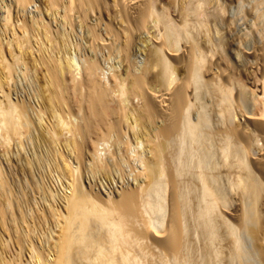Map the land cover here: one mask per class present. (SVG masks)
Returning a JSON list of instances; mask_svg holds the SVG:
<instances>
[{"label": "bare ground", "instance_id": "obj_1", "mask_svg": "<svg viewBox=\"0 0 264 264\" xmlns=\"http://www.w3.org/2000/svg\"><path fill=\"white\" fill-rule=\"evenodd\" d=\"M0 25V138L22 179L52 152L90 182L128 166L114 188L69 173L33 264H264V0H0Z\"/></svg>", "mask_w": 264, "mask_h": 264}, {"label": "rangeland", "instance_id": "obj_2", "mask_svg": "<svg viewBox=\"0 0 264 264\" xmlns=\"http://www.w3.org/2000/svg\"><path fill=\"white\" fill-rule=\"evenodd\" d=\"M44 7V6H43ZM46 8L44 7V10H45ZM3 23V22H2ZM1 23V24H2ZM0 28H2V26L0 25ZM5 47H6V51H7V49H8V46H6L5 45ZM8 52V51H7ZM6 52V53H7ZM8 54V53H7ZM2 70V68H1V65H0V71ZM1 139L2 138H0V141H1ZM3 143V144H2ZM8 145H10V143L9 142H5L4 143V140L2 139V141L0 142V160H1V162H2V165H1V162H0V165H1V167H0V169L2 168V173H3V175L5 176V174H6V176L8 175V177H6V179L7 178H9V179H7L8 181H6L7 182V185H8V187L9 188H6V193L4 194V196L1 198V201L4 203V204H6L5 206H6V214H3V218L4 219H2V215H1V212H0V254H1V257H3V258H5L6 260H8L9 262H11L12 264H16V262L18 263V264H23V263H25V264H29V261H32L33 260V262H31L32 264L33 263H35L36 261H34V259L36 260V258H32V257H30V253H29V251H31V250H29V249H31V247H33L34 245H36V246H34V247H36L37 248V244H38V248L37 249H41V250H43L44 252V255H46L47 254V252L46 251H48V247L50 248L49 250L52 252V251H54L55 250V247H56V245H57V242L56 241H58L59 240V238H60V234L62 233L61 231H62V224H63V219L62 218H60L61 216L63 217V215H64V213H65V209H64V206H63V204H64V202L62 201V198H63V200H64V195L66 194V192L68 193L69 192V190H71L70 189V187L71 186H69V185H71V181H73L75 178H78V179H82L83 180V182L87 185V188H89V190H91L90 189V186L87 184L88 182L91 184V188H93L94 190H96L97 188H103V186L104 185H106L107 183L112 187V188H114L112 185V182L111 181H113V178L114 177H117L118 175H120L121 173H123L124 171H125V173H123L122 175L124 176V177H126L127 176V174H126V172L128 173V166L125 164V165H123V166H121L122 164H119V165H117V166H113L114 168L116 167V172H118V171H120L121 170V172H120V174L118 173V175H117V173L116 172H113V171H111V173H109V171L107 172V171H104V172H98V174H96V178L93 180V181H91L90 182V179L91 178H89L90 176H89V170L84 166L83 167V165L84 164H82L81 166H82V168L80 169V171H81V173L80 172H78L79 173V176L77 177V171H74V169H73V171H71L70 172V170L72 169L71 168V166H73V168H75V166L77 165V164H79V163H77L76 162V157L74 156H72V159H70L69 158V160L70 161H61L62 160V158L59 156H57L56 155V157H58L59 159H56V157L54 156V153L52 152V153H50V157L52 156V154H53V156H52V158H50V160L49 159H46V158H42V157H44V155H45V152H46V154H48L49 155V153H48V150H46V147H41V148H33L32 147V145H28V147L25 149V150H21L22 152V155H28L29 157H32V156H34V155H36L37 154V151L39 152L38 153V156L40 157V158H42V161H44L43 162V164L41 165V166H37V167H35L34 165L32 166V171H30V173H29V176H30V178H32L33 177V174H36V175H34L37 179H38V182H37V179H35V177H33V179H30L29 181H24L23 179H22V176H23V174H22V162L21 161H17V165H15V160H16V157H17V153H16V151H17V148H15L14 147V144H13V141H11V146L9 147V146H7V144ZM6 147V148H5ZM29 148V149H28ZM31 148H33V151H31L32 149ZM91 148V147H90ZM11 149H13V150H11ZM11 150V151H10ZM35 150V151H34ZM31 151V152H30ZM43 151V152H42ZM34 152L36 153V154H34ZM9 153V154H8ZM32 154V155H31ZM41 154H43V156L40 155ZM66 154H68V153H66ZM4 156V157H3ZM13 158H12V157ZM37 156V155H36ZM35 156V157H36ZM9 157V158H8ZM65 157V156H64ZM67 158V157H66ZM9 159V160H8ZM12 159H13V161H12ZM18 159V158H17ZM32 159H33V157H32ZM35 159V158H34ZM44 159V160H43ZM56 161H58V162H60L59 164H60V167L59 168H56V166L54 167V161L55 160ZM47 161V162H46ZM21 162V163H20ZM49 162V163H48ZM67 162H68V164H67ZM69 162H71L70 164H69ZM75 162V163H74ZM14 163V164H13ZM46 163V164H45ZM20 164V165H19ZM48 164H50V166L48 165ZM14 165V166H13ZM19 165V166H18ZM9 166V167H8ZM17 166V167H16ZM48 166V167H47ZM70 167V169L68 168V170H65L64 168H66V167ZM118 166H119V169H118ZM127 166V167H126ZM39 167H40V169H39ZM50 167V168H49ZM121 167V168H120ZM125 169H124V168ZM13 168V169H12ZM33 168H34V171H33ZM37 168V170L35 171V169ZM83 168H84V170H83ZM86 168V169H85ZM114 168H112V170L114 169ZM15 169H16V171H15ZM19 171H18V170ZM62 169H63V171H62ZM67 169V168H66ZM122 169H123V171H122ZM24 170V169H23ZM65 170V171H64ZM84 172H83V171ZM13 171V172H12ZM17 172V173H15V172ZM38 171V172H37ZM12 174H11V173ZM32 172H34V173H32ZM44 172V173H43ZM82 172H83V175H82ZM106 172V173H105ZM72 174L71 176H75V178L73 177L72 179H70L71 178V176H70V174ZM108 173V174H107ZM113 173V174H112ZM39 174V175H38ZM44 174V175H43ZM66 174H67V176H66ZM103 176H102V175ZM125 174V175H124ZM18 175H19V178H18ZM61 175V177H59ZM64 175L67 177V179L66 178H64L63 179V177H64ZM70 176V177H69ZM81 176H83V177H81ZM102 176V177H101ZM106 176V177H105ZM13 177L15 178V181H14V179H13ZM58 177V178H57ZM86 177V178H85ZM109 177H112V178H110L109 179ZM21 178V180H19ZM61 178V179H60ZM99 178H100V180H99ZM12 179V180H11ZM17 179V180H16ZM93 179V178H92ZM103 179V180H102ZM11 182H10V181ZM36 182H35V181ZM99 180V181H98ZM102 180V181H101ZM110 180V181H109ZM107 181V182H106ZM8 182H10V184H12L11 186H12V188H11V186H9L10 184L8 183ZM13 182V183H12ZM17 182V183H16ZM30 182V185L28 184V185H26L27 183H29ZM111 182V183H110ZM63 183V184H62ZM118 183H120V182H118ZM23 184H25L24 186H23ZM44 184V185H43ZM69 184V185H68ZM100 184H102L101 186H100ZM18 185H20V186H18ZM35 185V186H34ZM63 185H64V187H63ZM67 185V186H66ZM94 187H93V186ZM39 186V187H38ZM15 187V188H14ZM22 187V188H21ZM48 187V188H47ZM20 188V189H19ZM25 188H26V193H25ZM29 189V191H28V189ZM32 188H34V189H32ZM50 188V189H49ZM66 188V189H65ZM13 189H15V190H13ZM19 189V190H18ZM44 189V190H43ZM47 189L49 190V192L47 191ZM50 190H52L53 191V193H54V196L52 195L51 196V194H53ZM93 190V191H94ZM15 191V192H14ZM18 191H19V193H18ZM37 193H36V192ZM44 191H46V194H45V192ZM11 192V193H10ZM18 194H17V193ZM22 194H21V193ZM40 192H42V193H40ZM47 192H48V195L49 196H47ZM50 192H51V194H50ZM44 193V194H43ZM94 193H95V191H94ZM11 194V195H10ZM22 195V196H20V195ZM25 195V196H24ZM11 198H10V197ZM13 196V197H12ZM27 196V197H26ZM29 196V197H28ZM32 196V197H31ZM45 196H46V198H45ZM10 199H9V198ZM15 197V198H14ZM20 197V198H19ZM26 197V198H25ZM54 197H56V200H55V198ZM14 198V199H13ZM19 198V200H20V202H19V200L17 201V203H16V201L15 200H17ZM31 198V199H30ZM49 198V199H48ZM53 198H54V200H53ZM7 199H9V200H7ZM21 199H23L24 200V203H23V200H21ZM25 199H26V201H27V199L29 200L28 202H26L25 201ZM53 201H52V200ZM59 199V200H58ZM46 200V201H45ZM47 200H48V202H50L49 204H48V202H47ZM6 201V202H5ZM14 202V203H12V202ZM32 201V202H31ZM54 201H57L56 203L54 202ZM20 204H19V203ZM47 202V203H46ZM8 203H11V205H13L11 208L9 207H7V205H8ZM52 203V204H51ZM17 204H19L20 206H21V208H20V206L19 205H17ZM23 204H25V205H23ZM26 204H29V206L28 205H26ZM62 204V205H61ZM49 205V206H48ZM33 206H34V209H32L33 208ZM37 206V207H36ZM48 206V207H47ZM50 206H51V208H50ZM52 206H55L54 208L52 207ZM59 206H62V208L61 207H59ZM24 207H26V208H24ZM44 208V209H42L41 210V208ZM46 207V208H45ZM56 207H57V209H56ZM19 208L21 209L20 211H19ZM38 208H39V212H38ZM52 208H53V210H52ZM10 209H11V212H10ZM30 209L32 210L31 212H29L30 211ZM49 211V209H50V211H49V213H48V211ZM13 210V211H12ZM24 210H26V211H24ZM43 210H45L43 213V215H44V218L42 217V211ZM58 211L57 212V214L56 213H54L55 211ZM60 210H63L62 212H63V214H62V212L60 211ZM18 212V213H21L20 215L22 216V215H24V212H26V214H25V216H23V217H25V218H27L28 220H25V222H24V220H22V219H20L19 220V218H21V216H19V218L16 216L17 214H16V212ZM38 214H37V213ZM52 212V214L54 215V214H56L55 216L57 217H55V216H53L52 214V216L53 217H51V215H49L50 213ZM10 213V214H9ZM27 213H29V215H31L30 217L28 216V214ZM41 213V214H40ZM48 213V214H47ZM60 215H59V214ZM12 214H14V215H12ZM16 214V215H15ZM32 214H33V217H34V219L36 218H38L37 220H32ZM38 216V217H36V215ZM8 216V218H5V217H7ZM41 215V216H40ZM13 216H15L16 218H18L17 219V222L15 221V220H13L14 218H13ZM27 216V217H26ZM45 216L47 217V218H45ZM50 218H49V217ZM43 218V220L42 219H39V218ZM52 218L54 219V220H56V221H53L52 220ZM45 219H46V221H45ZM6 220V221H5ZM8 220H10V221H8ZM38 221L37 223L35 222V223H32V221ZM59 220H61L60 222H58ZM16 222L15 224H17V225H15L13 222ZM29 221V222H28ZM43 221H44V223H43ZM8 222H9V224H8ZM11 222V223H10ZM19 222H20V224H19ZM23 222V223H22ZM4 223H6V224H4ZM43 223V224H42ZM51 223V224H50ZM54 223V224H53ZM2 224H4L5 225V228H3L4 227V225L2 226ZM6 225H7V227H8V229L6 228ZM12 225V226H11ZM28 225H30V227L28 226ZM1 226H2V228L3 229H1ZM18 226V227H17ZM34 226H35V228H34ZM37 226V227H36ZM25 227V228H24ZM44 227H45V229H44ZM47 227V228H46ZM52 227H56V228H58L59 227V229L61 228V230L60 231H58L59 233H57V229L55 228H53L52 229ZM24 228V229H23ZM15 229V230H14ZM9 230H10V233H9ZM13 230V231H12ZM17 230H19V231H17ZM23 230V231H22ZM27 230V234H24V232ZM31 230H33V231H31ZM37 230V231H36ZM48 230V231H47ZM55 230H56V233H57V235H56V233L54 234V237H53V232H55ZM7 231H8V234H7ZM14 231H15V233H14ZM22 231V232H21ZM46 231L48 232V233H46ZM2 232V233H1ZM6 232V233H5ZM28 232H31V233H29V235H28ZM5 233V234H4ZM13 235H12V234ZM21 233L22 234H24L25 235V238H26V243L25 242H22V243H19L18 242V240L17 241H15L17 238V235H21ZM43 233V234H42ZM50 233H52V235L50 234ZM11 234V235H10ZM45 234H47V236L45 235ZM50 234V235H49ZM15 235V236H14ZM37 235V236H36ZM40 235V236H39ZM43 235H44V237L45 238H43ZM8 236H9V238H8ZM11 237V238H10ZM47 237V238H46ZM51 237V240L49 239ZM4 238H6V239H4ZM13 238V239H12ZM35 238V239H34ZM56 238H57V240H56ZM10 240V241H8V240ZM30 241H29V240ZM41 240V241H39V240ZM54 239H55V243H54ZM4 240V243H5V240H7V246H5L4 245V243H2V241ZM12 240H13V243H12ZM48 240H49V242H48ZM9 242H11V243H9ZM45 242V243H44ZM53 242V245H54V249L52 250V248H53V245L51 244ZM1 243H2V246H1ZM35 243V244H34ZM37 243V244H36ZM30 244H32V245H30ZM42 244V245H41ZM46 244V245H45ZM23 245H25V246H23ZM15 246V247H14ZM10 247V248H9ZM21 247H23V248H21ZM44 247V248H43ZM8 248H9V250H8ZM20 248L23 250H20ZM17 249V250H16ZM10 250H12V252L10 251ZM28 250V251H27ZM26 251H27V253H26ZM46 252V253H45ZM7 254V255H6ZM11 256H10V255ZM16 254V255H15ZM52 254V253H51ZM53 254H54V252H53ZM52 254V257H54V255ZM6 255V256H5ZM15 255V256H14ZM20 255V257H21V259H19V257L16 259V257L17 256H19ZM46 256H48V255H46ZM7 257H8V259H7ZM14 257V259H12ZM9 258H10V260H9ZM51 258V257H50ZM19 259V260H18ZM28 260V263L25 261V260ZM32 259V260H31ZM22 260V261H21Z\"/></svg>", "mask_w": 264, "mask_h": 264}]
</instances>
